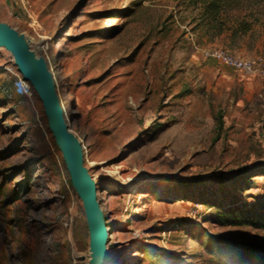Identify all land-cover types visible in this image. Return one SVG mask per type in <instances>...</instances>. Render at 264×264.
Returning <instances> with one entry per match:
<instances>
[{
	"label": "rangeland",
	"instance_id": "1",
	"mask_svg": "<svg viewBox=\"0 0 264 264\" xmlns=\"http://www.w3.org/2000/svg\"><path fill=\"white\" fill-rule=\"evenodd\" d=\"M208 2L0 0V20L56 74L107 223L105 264H216L208 234L264 246V227L218 215L264 200V176L252 188L231 181L264 162V72L205 53L264 63V0L217 19ZM24 81L0 44V264H90L83 198Z\"/></svg>",
	"mask_w": 264,
	"mask_h": 264
},
{
	"label": "water",
	"instance_id": "2",
	"mask_svg": "<svg viewBox=\"0 0 264 264\" xmlns=\"http://www.w3.org/2000/svg\"><path fill=\"white\" fill-rule=\"evenodd\" d=\"M0 44L15 54L24 80L34 85L43 100L50 128L63 150L73 183L84 201L91 233L90 264H105L108 256L105 246L108 229L97 199V187L84 165L82 146L64 120L47 61L31 50L26 39L15 28L1 20Z\"/></svg>",
	"mask_w": 264,
	"mask_h": 264
},
{
	"label": "trees",
	"instance_id": "3",
	"mask_svg": "<svg viewBox=\"0 0 264 264\" xmlns=\"http://www.w3.org/2000/svg\"><path fill=\"white\" fill-rule=\"evenodd\" d=\"M209 1L210 14L217 19L224 9L239 6L243 0H202ZM248 20L241 23V30L247 33L251 29ZM256 176H264V162H258L237 171L231 178L234 185L252 188L257 181ZM233 205V206H232ZM235 205V206H234ZM220 221L230 223H247L264 227V200H247L240 205L230 204L219 212ZM205 249L212 255L216 264H264V246L255 242L240 241L233 238L208 234L207 240L203 239Z\"/></svg>",
	"mask_w": 264,
	"mask_h": 264
},
{
	"label": "built area",
	"instance_id": "4",
	"mask_svg": "<svg viewBox=\"0 0 264 264\" xmlns=\"http://www.w3.org/2000/svg\"><path fill=\"white\" fill-rule=\"evenodd\" d=\"M205 53L207 57L218 59L224 64L237 69L245 70L247 72H254L257 70L264 72V63L259 60L257 61L254 58L239 57L231 53L230 51L221 48L206 50ZM24 82L28 86H30L29 81H24ZM263 124H264V119H263Z\"/></svg>",
	"mask_w": 264,
	"mask_h": 264
},
{
	"label": "bare ground",
	"instance_id": "5",
	"mask_svg": "<svg viewBox=\"0 0 264 264\" xmlns=\"http://www.w3.org/2000/svg\"><path fill=\"white\" fill-rule=\"evenodd\" d=\"M27 44H28V42H27ZM50 72H51V71H50ZM55 75H56L55 72H54V73L51 72V77H52V78H54ZM65 122H66V121H65Z\"/></svg>",
	"mask_w": 264,
	"mask_h": 264
}]
</instances>
